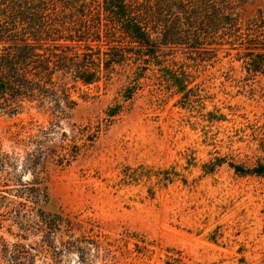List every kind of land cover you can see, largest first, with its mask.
<instances>
[{
    "label": "rangeland",
    "instance_id": "1",
    "mask_svg": "<svg viewBox=\"0 0 264 264\" xmlns=\"http://www.w3.org/2000/svg\"><path fill=\"white\" fill-rule=\"evenodd\" d=\"M234 12L243 38L264 32V0H243ZM155 50L93 85L54 74L67 94L52 99L61 98L56 108L0 97V195L37 177L48 212L93 229L86 258L63 264H264V174L229 166L264 165V76L249 77L227 45L204 61L185 48ZM49 122L86 144L77 160L56 165Z\"/></svg>",
    "mask_w": 264,
    "mask_h": 264
},
{
    "label": "trees",
    "instance_id": "2",
    "mask_svg": "<svg viewBox=\"0 0 264 264\" xmlns=\"http://www.w3.org/2000/svg\"><path fill=\"white\" fill-rule=\"evenodd\" d=\"M157 2V1H153ZM243 0H0V97L10 104L47 101L59 107L53 75H69L74 83L93 85L103 71L131 55L144 60L156 48H185L200 61L208 49L227 45L236 51L249 77L264 76V32L242 37L235 8ZM161 25L158 37L157 27ZM124 44L136 49L127 51ZM158 45V46H156ZM206 51H204V50ZM201 50V51H200ZM60 92V93H59ZM117 113L113 109L108 117ZM85 128L82 129L84 131ZM87 131V130H86ZM88 134V133H85ZM39 131L36 137H41ZM50 155L59 167L78 159L86 146L68 136L59 122H49ZM92 142L91 139H85ZM37 165L42 160L40 141ZM241 174L262 175L264 165ZM35 177L30 186L0 195V258L6 264H63L71 255L86 257L82 244L97 235L86 231L75 217L46 210L48 194Z\"/></svg>",
    "mask_w": 264,
    "mask_h": 264
}]
</instances>
